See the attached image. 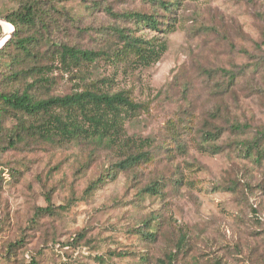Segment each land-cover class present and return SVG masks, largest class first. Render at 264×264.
<instances>
[{"label":"rangeland","instance_id":"374dc122","mask_svg":"<svg viewBox=\"0 0 264 264\" xmlns=\"http://www.w3.org/2000/svg\"><path fill=\"white\" fill-rule=\"evenodd\" d=\"M38 1L58 10L49 43L110 50L123 27L164 39L166 51L148 67L130 55L65 69L39 49L53 70L37 97L98 81L140 107L123 121L126 150L25 135L10 146L16 121L0 122V264H163L169 254L172 264H264V153L256 162L245 146L257 130L264 144V0H177L169 34L120 17L152 14V0ZM19 4L0 0V46L14 30L4 16ZM8 63L0 58V90ZM141 149L148 161L114 169ZM154 182L157 193H146Z\"/></svg>","mask_w":264,"mask_h":264},{"label":"trees","instance_id":"16d2710c","mask_svg":"<svg viewBox=\"0 0 264 264\" xmlns=\"http://www.w3.org/2000/svg\"><path fill=\"white\" fill-rule=\"evenodd\" d=\"M177 0H152V14L140 12L123 13L120 17L141 24L145 29L163 34L173 31L170 22L171 10L177 7ZM85 3V2H83ZM58 12L54 4L46 7L42 1L20 0L18 10L4 16L14 30L0 48V58L7 57L8 65L2 72L3 90H0V122L14 119L15 127L6 131L8 144H18L23 135L37 137L44 141H66L81 143L87 141L108 142L119 144L123 149L130 147L129 139L122 141L123 121L140 106L132 102L123 92L109 93L102 90L103 82L88 84L80 92L63 96L37 97L32 93L35 89H48L52 84L49 73L53 70V62L47 63L48 56L40 53L39 49L45 44L46 53L65 69H82L104 59L116 63L127 56L135 58L134 63L140 67H148L159 61L166 51L164 39L145 40L137 37L133 29L116 28L112 31L114 39L110 50L82 49L65 42L49 43L43 34H48L52 28L53 15ZM32 30L31 33H28ZM109 44V43H108ZM46 60V61H44ZM26 63V64H24ZM25 66V67H21ZM86 72V71H85ZM82 78L85 80L84 73ZM30 79L24 87L14 86L11 82ZM232 79H234L232 77ZM30 118L35 122L26 120ZM249 127L232 124L231 130ZM210 134H206L208 137ZM262 130H257L252 140L245 144L247 156L260 162L264 153V144L259 136ZM145 142V141H144ZM118 145V146H119ZM139 150L134 154L123 155L115 163L114 169L126 171L141 162L148 161L147 151ZM107 176H110L108 174ZM103 183L101 178L92 182L89 190ZM158 185L153 183L145 188L149 194L157 193ZM46 210H53L50 199L46 200ZM169 254L163 264H172Z\"/></svg>","mask_w":264,"mask_h":264},{"label":"water","instance_id":"95a60500","mask_svg":"<svg viewBox=\"0 0 264 264\" xmlns=\"http://www.w3.org/2000/svg\"><path fill=\"white\" fill-rule=\"evenodd\" d=\"M7 40V39H6ZM6 40L3 42V44L6 42ZM3 44L0 46V48L3 46Z\"/></svg>","mask_w":264,"mask_h":264}]
</instances>
